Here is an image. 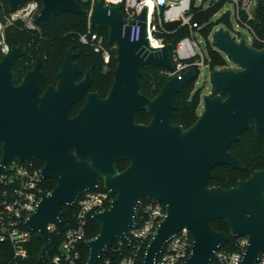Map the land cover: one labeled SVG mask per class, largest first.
I'll return each mask as SVG.
<instances>
[{
  "label": "water",
  "instance_id": "1",
  "mask_svg": "<svg viewBox=\"0 0 264 264\" xmlns=\"http://www.w3.org/2000/svg\"><path fill=\"white\" fill-rule=\"evenodd\" d=\"M8 1L10 11H14L26 0ZM40 1L42 6L35 16L40 26L70 11L89 13L93 27H108V42L116 47L118 65L107 96L90 92L84 106L70 116V107L92 81L93 69L76 81L82 67L74 59V46L66 52L56 74L57 83L43 92L41 54L19 83L14 71L24 54L22 46L13 45L0 60V166L10 169L16 161L33 164L40 156L45 162L43 176L56 181L49 192L41 191L42 199L26 221L43 241L38 262L53 241L48 224L61 225L63 205H73L79 195L100 186L104 178V187L115 196L109 207L91 217L100 224V231L86 240V264H97L101 252L114 239L130 242L127 229L135 224L143 196L164 202L166 214L146 246L142 264H153L166 242L183 226L190 229L193 245L181 264H211L215 250L231 235L248 236L241 264H255L264 250V168L230 187L212 185L210 178L217 164L244 169L230 145L252 122L258 136L264 132V46L248 43L246 34L237 40L225 25L213 31L212 44L224 50L234 65L211 70L210 82L217 92L203 95V111L184 127L171 118L177 108V93L198 78L195 65L169 77L154 97L140 91L142 66L176 67L173 42L162 47L150 43L147 5L136 18L129 19L121 4L106 0H95L91 10L78 0ZM135 22L142 32L132 41L130 27ZM140 109L152 112L148 123L136 122L135 113ZM119 158L134 161L119 171L115 165ZM215 218L227 221L229 233L213 227Z\"/></svg>",
  "mask_w": 264,
  "mask_h": 264
},
{
  "label": "built area",
  "instance_id": "2",
  "mask_svg": "<svg viewBox=\"0 0 264 264\" xmlns=\"http://www.w3.org/2000/svg\"><path fill=\"white\" fill-rule=\"evenodd\" d=\"M218 1L221 0H212L209 5ZM230 1L237 3V18L252 32V38L246 37L248 43L254 45V42L261 38L250 23V20L255 18L254 10H250V0ZM94 2L95 0H91L90 10ZM106 2L121 4L125 16L129 19L136 18L147 5L148 37L150 43L155 47H162L172 42L168 35L174 33V30L168 29L165 22L178 20L180 26L189 28L188 35L181 37L176 43L173 42L172 53L176 67L163 69L170 77L192 65L197 67L199 76L201 68L207 66V56L196 37L198 31L201 33L200 29L204 24L194 18L193 0H106ZM195 4L209 6L203 0L200 4L196 2ZM41 6L40 0H26L14 11L0 10V60L12 47L6 37L8 28L20 25L27 30L41 29V26L35 21V16ZM243 13L246 14L245 17ZM88 15L89 30L80 34V40L84 43H92L96 51L102 52L105 62H108L111 56L110 49L104 42V35L93 29L90 23V14L88 13ZM230 30L232 35L240 40L243 34H240L238 30L233 31L232 28ZM141 32V25L133 23L130 27V40H138ZM1 167L3 170L0 171V241H8L14 248L15 256L24 259L29 254L28 245L33 234L37 233L26 224V221L36 209L39 200L42 199L41 191L44 190L43 183L46 178L43 176L41 168L27 162L16 161L10 169ZM77 199L71 205L75 207L74 216H76L73 224L71 223L65 228L62 215L61 225L57 222L48 224V230L51 233L63 231V238L57 250L53 254H49L51 250L49 248L50 250L45 254L48 255V264H81L82 246H87L86 240L90 238L86 235L88 234L86 230L89 226V219H92L91 217L96 211L111 205L113 193L98 186L86 189ZM165 214L166 205L164 202L149 197L141 198L135 216V224L127 229L130 242H125L119 237L114 239L108 249L101 252L97 264H137L140 259L143 261L146 246L155 236L156 228ZM235 237L230 247L225 246L229 240L218 246L211 262L214 260L215 264H241L249 238L246 235ZM124 245H127L130 251L118 258L117 261H114L112 256L103 257V253L108 252L110 247L111 251L116 253L120 252ZM192 245L191 231L188 227L183 226L166 242L163 250L155 257L153 264H181L192 251ZM100 258L102 259L99 261ZM255 264H264V250L259 254Z\"/></svg>",
  "mask_w": 264,
  "mask_h": 264
},
{
  "label": "trees",
  "instance_id": "3",
  "mask_svg": "<svg viewBox=\"0 0 264 264\" xmlns=\"http://www.w3.org/2000/svg\"><path fill=\"white\" fill-rule=\"evenodd\" d=\"M82 2L88 9L91 8V0H78ZM205 1V0H203ZM264 0H259L257 6L254 10L255 18L250 20V23L254 26L257 34L261 40H256L254 45L261 47L264 46ZM194 2V18L200 23L204 24L200 29L201 33L209 37L210 32L214 27L221 23L229 28H231L230 14L227 11L222 17L218 19H213V15L219 11L222 7L224 0L212 3L204 9V6L196 5V0ZM2 7V8H1ZM5 9L9 11V1L0 0V10ZM245 17L246 14L243 13ZM88 13H77L70 11H63L54 17L53 21L49 25L41 26L40 30H27L22 26L13 27V32L8 28L7 39L11 46L21 45L24 54L18 58L15 69V78L17 82L23 79V75L28 68L34 66L36 56L38 54L42 55V80L41 84L43 87L49 81H54L55 74L59 70L61 64L66 55V51L69 46H75L74 49L78 52L77 58L81 60L83 65H90L96 63V66L102 71L104 67L109 63L111 69L116 65V50L113 44L108 42V27L94 26L93 29L102 33L104 35V42L107 47H109L111 56L108 62H105L102 52L96 51L92 43H84L80 40V34L86 32L88 29ZM165 26L174 30V33L168 35L170 41L176 43L181 37L188 35L190 33L187 26H180V21H168L165 22ZM212 55V68H226L228 67V62L224 56L214 48H210ZM110 69V70H111ZM162 66H157L153 64H145L142 66V77H141V88L148 95L154 96L157 94L165 81L170 77L166 74ZM197 78L187 82L182 89L177 93L176 103L177 108L174 115L172 116V121L174 123H180L184 127L190 126L198 117L199 111L198 107L201 101L200 92L195 89V83ZM217 91V90H216ZM215 93V92H214ZM80 103L74 104L70 110L71 113H75L79 107ZM146 115V116H145ZM146 111H141L137 114V119L140 120L143 117H147ZM151 117L148 115L147 119ZM237 142H234L231 149L239 156V158L244 162L245 168L236 169L228 164H217L213 169V176L210 178V184L221 185L224 187H230L237 183L239 178H246L250 176L256 169L264 168V134L259 138L257 136L254 126L245 129ZM1 141H0V157H1ZM3 168L0 166V171ZM43 187L45 191H50L56 184L54 179H45ZM115 194L113 193V196ZM146 198L145 196L143 197ZM62 220L64 222L65 228L69 224L75 222V207L63 205L62 207ZM213 227L224 230L229 233L230 228L226 220L222 218H215L212 221ZM100 231V224L92 219H89V226L87 227L86 234L87 237H93ZM53 239L49 254H53L63 238V231L59 233H51ZM235 236H230L229 242L225 245L230 247V245L235 240ZM115 243V242H114ZM113 243V244H114ZM43 245L42 239L37 233L33 234L31 242L28 245L29 254L26 258L21 259L15 256L11 244L8 241H0V264H48V255L43 257L42 262H38V256ZM82 258L81 264H86L89 255V249L86 245L82 246ZM130 248L124 245L120 252L114 253L111 251V247L108 252L103 253V257L112 256L114 261L118 258L128 253ZM102 258L99 259V261ZM140 259L137 264H141ZM211 264H215L214 260Z\"/></svg>",
  "mask_w": 264,
  "mask_h": 264
},
{
  "label": "flooded vegetation",
  "instance_id": "4",
  "mask_svg": "<svg viewBox=\"0 0 264 264\" xmlns=\"http://www.w3.org/2000/svg\"><path fill=\"white\" fill-rule=\"evenodd\" d=\"M69 47H71V46H69ZM68 47V48H69ZM75 47V46H74ZM74 47H73V50H74V52H75V60H78L80 63H81V67H82V70L79 72V73H77V75H76V81H81L86 75H87V71L91 68V67H93V69H92V71H91V73H90V75H91V80L92 81H90V83H89V85H88V87L86 88V90H85V92H84V94L81 96V98H78L73 104H72V106L74 105V104H76L77 102H79L80 103V105H79V107H78V109H77V111L75 112V113H71L70 112V110H71V108H72V106L70 107V109H69V115L70 116H73V115H76V113L84 106V104L86 103V101H87V99L89 98L88 97V95H89V93L90 92H97L99 95H101L102 97H105V96H107V94H108V92H109V90H110V88H111V86L113 85V82H115L114 81V69H115V67H116V65H118L117 64V61H116V65L111 69V67L109 66L110 64L108 63L105 67H104V69L102 70V71H100V69L96 66V63H93V64H90V65H88V66H86V65H83V63L81 62V60L79 59V58H77V55H78V52L74 49ZM68 50V49H67ZM67 52V51H66ZM38 56V55H37ZM37 56H36V59H35V63H36V60H37ZM66 56V55H65ZM65 59V58H64ZM117 60V59H116ZM64 61V60H63ZM35 63H34V65H35ZM62 65V64H61ZM16 69V68H15ZM29 69V68H28ZM27 69V70H28ZM111 69V70H110ZM15 72V71H14ZM58 72V71H57ZM57 72H56V74H57ZM56 74H55V79L56 80H54V81H49L47 84H46V86L45 87H43L42 86V84H41V78H42V75H41V80H40V91L41 92H43L50 84H56L57 83V78H56ZM141 77H142V74H141V76H140V82H141ZM14 78H15V73H14ZM17 79V78H16ZM16 79H15V82L16 83H19V82H17L16 81ZM141 85H142V82L140 83V91L142 92V93H144L146 96H148V97H154L155 95H157V94H155L154 96H151V95H148L147 93H145L143 90H142V88H141ZM212 94H215V93H212ZM141 111H146L147 112V114L149 115V116H151V117H149L148 119H147V117H148V115H147V117H143L142 119H140V120H138L137 119V114L139 113V112H141ZM203 111V110H202ZM199 114H200V111H199ZM146 116V115H145ZM199 116V115H198ZM152 117H153V114H152V112L150 111V110H148V109H140V110H138V111H136V113H135V120H136V122H141V123H148L151 119H152ZM198 118V117H197ZM196 118V119H197ZM171 120H172V118H171ZM173 122V121H172ZM174 123V122H173ZM194 123V122H193ZM251 126H254V128H255V125H254V122H252V124H251ZM250 126V127H251ZM188 127V126H187ZM249 127V128H250ZM255 131H256V128H255ZM256 134H257V131H256ZM262 134H264V132L262 133ZM241 135V134H240ZM257 136H258V134H257ZM260 137H262V135H260L259 136V138ZM240 139V138H239ZM238 139V140H239ZM237 140V141H238ZM1 141V140H0ZM237 141H234V142H237ZM234 142H232L231 143V145H230V150H231V152L234 154V155H236L238 158H239V156L231 149V146H232V144L234 143ZM1 143H2V141H1ZM58 145V144H57ZM56 146V145H55ZM72 150H74V147H72L71 148ZM76 149V148H75ZM1 151H2V145H1ZM1 155H2V153H1ZM133 159L132 158H119L117 161H116V163H115V165L117 166L116 168L119 170V171H123V170H125L128 166H130L132 163H133ZM242 161V160H241ZM243 162V161H242ZM45 162H44V159L42 158V157H40V156H36L35 157V159H34V165L36 166V167H38V168H41L42 169V167H43V165H45L44 164ZM243 164H244V162H243ZM229 165V164H228ZM232 167V166H231ZM234 168V167H233ZM244 168H245V164H244ZM236 169H243V168H236ZM258 169H260V168H258ZM244 170V169H243ZM256 171V170H255ZM47 179V178H46ZM48 179H54V178H48ZM240 179V178H239ZM55 180V179H54ZM238 181V180H237ZM104 178H102L101 179V182H100V186L99 187H101V188H105L104 187ZM115 196V195H114ZM113 196V197H114ZM144 197V196H143ZM142 197V198H143Z\"/></svg>",
  "mask_w": 264,
  "mask_h": 264
},
{
  "label": "rangeland",
  "instance_id": "5",
  "mask_svg": "<svg viewBox=\"0 0 264 264\" xmlns=\"http://www.w3.org/2000/svg\"><path fill=\"white\" fill-rule=\"evenodd\" d=\"M202 0H196L197 4H200ZM259 0H250V10H255L257 3ZM205 2L209 5V3L212 2V0H205ZM219 2V1H218ZM208 7V6H207ZM2 8V7H1ZM206 7H204L205 9ZM237 3L235 1H230V0H224V3L222 5V7L219 9L218 12H216L213 16V19H218L219 17H222L225 13H227V11L230 14V20H231V28L233 29V31L238 30V32L240 34H246L247 37L252 38V32L249 30V28L244 25L243 23H241L239 21V19L237 18ZM223 24L219 23L217 24L214 29L210 32V37H206L203 34H201L199 31L196 33V37L199 40L200 46L203 49V51L205 52L207 58H206V67H202L200 74L197 78V81L195 83V89L197 91L200 92L201 95V101H200V105L198 107V111H200V113L203 110V95L205 93H216V89L214 88L213 84L210 82V72L213 69L212 68V55H211V50L210 48H214L216 49L215 45L212 44V34L213 31L218 28L219 26H221ZM227 27V26H226ZM13 28H10V31L13 32ZM8 31V30H7ZM6 33V37H7ZM8 40V39H7ZM218 50V49H217ZM223 56L224 58L227 60L229 66L234 65V63L230 60L228 54L224 51V50H218Z\"/></svg>",
  "mask_w": 264,
  "mask_h": 264
}]
</instances>
